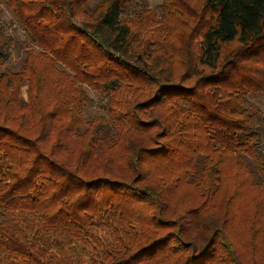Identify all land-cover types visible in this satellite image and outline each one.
I'll return each instance as SVG.
<instances>
[{
    "label": "trees",
    "instance_id": "trees-1",
    "mask_svg": "<svg viewBox=\"0 0 264 264\" xmlns=\"http://www.w3.org/2000/svg\"><path fill=\"white\" fill-rule=\"evenodd\" d=\"M0 4V264H264V0Z\"/></svg>",
    "mask_w": 264,
    "mask_h": 264
},
{
    "label": "rangeland",
    "instance_id": "rangeland-1",
    "mask_svg": "<svg viewBox=\"0 0 264 264\" xmlns=\"http://www.w3.org/2000/svg\"><path fill=\"white\" fill-rule=\"evenodd\" d=\"M150 6L153 8H156L158 5L162 3V0H149ZM0 7L2 8V15L1 20L2 24L5 28L6 36H12L13 42L11 44L12 47V57L11 59L4 65L3 68L0 69V74L2 72H5L6 70L12 71V72H18L21 67L23 66V61L25 58V53L27 51V43L24 32L17 27V24L14 22L12 15L10 12L5 8L3 5L0 4ZM27 86H24L22 90V98L27 99ZM87 92L89 93L92 102L87 105V107L84 110V118L86 120H91L95 116L103 115L100 100L98 99L97 95L93 93L91 90L87 89ZM258 103L259 107L264 112V101L258 100L255 101Z\"/></svg>",
    "mask_w": 264,
    "mask_h": 264
}]
</instances>
